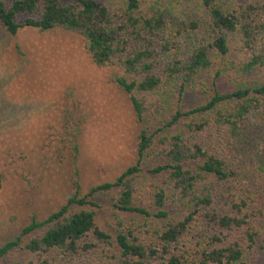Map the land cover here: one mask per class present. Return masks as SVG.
<instances>
[{
    "label": "trees",
    "instance_id": "obj_1",
    "mask_svg": "<svg viewBox=\"0 0 264 264\" xmlns=\"http://www.w3.org/2000/svg\"><path fill=\"white\" fill-rule=\"evenodd\" d=\"M189 2L191 16L167 0H0L8 34L71 30L95 65L117 67L112 79L142 125L166 110L156 96L165 88L213 68L215 79L242 82L228 92L214 82L209 100L142 127L136 161L87 188L77 165L83 121L66 103L48 146L73 167V192L1 243L0 264H248V251H264V0ZM167 33L186 45L171 52Z\"/></svg>",
    "mask_w": 264,
    "mask_h": 264
},
{
    "label": "rangeland",
    "instance_id": "obj_2",
    "mask_svg": "<svg viewBox=\"0 0 264 264\" xmlns=\"http://www.w3.org/2000/svg\"><path fill=\"white\" fill-rule=\"evenodd\" d=\"M167 3L173 13L192 14L189 0ZM25 18L19 16L17 21L23 23ZM166 38L171 52L175 43L179 49L186 45L184 36L167 33ZM118 71L114 65H95L82 37L74 31L39 32L23 27L10 35L0 27V244L19 233L30 216L45 218L73 192V167L61 162L48 146L66 103L69 108L76 104L83 121L77 165L80 182L87 188L114 180L136 161L142 127L157 123L161 115L170 116L176 109H192L209 100L214 82L220 92L242 84L232 75L215 79L214 68L208 70L185 88L177 83L157 92L166 110L142 125L129 95L112 79ZM143 162L153 163V155ZM242 261L264 264V251L257 246Z\"/></svg>",
    "mask_w": 264,
    "mask_h": 264
}]
</instances>
